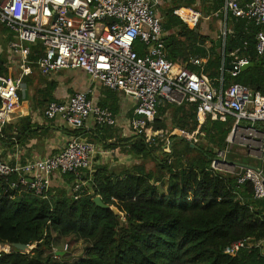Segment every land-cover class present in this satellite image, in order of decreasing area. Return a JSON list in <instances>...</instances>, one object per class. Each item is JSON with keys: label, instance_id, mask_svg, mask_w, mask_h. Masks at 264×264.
I'll list each match as a JSON object with an SVG mask.
<instances>
[{"label": "trees", "instance_id": "trees-1", "mask_svg": "<svg viewBox=\"0 0 264 264\" xmlns=\"http://www.w3.org/2000/svg\"><path fill=\"white\" fill-rule=\"evenodd\" d=\"M181 8L191 7L175 3L160 9L166 58L202 74L217 89L239 84L264 95V58L255 53V36L263 28L228 15L226 26L232 34H226L223 43L219 40V48L198 26L190 29L174 14ZM244 42L248 47L243 54L253 66L232 77L222 68L223 56L229 58ZM30 50V67L34 70L42 48L37 44ZM135 50L143 55L142 48ZM192 59L204 61L202 70L191 64ZM6 74L3 52L0 77ZM25 84L35 87L34 108L43 110L56 102V82L48 81L41 88L40 79L32 75ZM166 114L169 117L165 118ZM166 119L172 130L193 132L197 125L195 106L187 102L181 107L160 104L149 126L153 131L167 130ZM30 122L25 117L8 128L28 133ZM233 123V118L224 123L206 119L200 128L203 137H198L193 147L171 137L170 148L161 149V144L154 149L144 136H136L131 152L142 164L118 176L93 174L76 199L65 190L50 192L47 199H41L20 186L10 188L14 177L0 178V244H35L29 253L14 249L0 252V264H264L263 246L224 254V249L238 240L264 241V201L253 199L249 182L238 185L235 176L210 169L215 151L224 148ZM147 161L153 168L146 169ZM97 196L109 209L93 203ZM58 239H68L70 244L81 241L84 255L69 262L68 253L53 259L51 251ZM7 250L0 247V251Z\"/></svg>", "mask_w": 264, "mask_h": 264}, {"label": "built area", "instance_id": "built-area-1", "mask_svg": "<svg viewBox=\"0 0 264 264\" xmlns=\"http://www.w3.org/2000/svg\"><path fill=\"white\" fill-rule=\"evenodd\" d=\"M161 2L0 0V25L14 38L6 47L7 74L0 77V131L11 122L19 105L23 79L31 73L30 48L40 44L42 54L34 65L42 77L78 70L101 87L132 99L135 107L127 125L135 136H144L146 143L163 134L161 131L151 133L149 126L161 103L181 107L187 102L195 106V131L174 129L166 141L174 137L193 146L198 137H203L200 128L206 119L224 123L233 118L225 146L215 151L210 169L221 175L235 176L238 185L249 182L253 199L264 201V95L239 84L217 89L202 74L170 62L166 58L165 32L158 13ZM222 10L225 15L246 23L254 22L263 28L255 36V53L264 58V0H224ZM174 14L185 23L192 21L193 27L200 18L196 12L189 19H184L178 11ZM137 47L142 48V56L137 54ZM247 47L248 43L244 42L241 48L229 54V58L223 56L224 70L226 60L234 66L233 71L226 70L232 77L249 64V59L243 54ZM190 62L202 70L204 61L192 59ZM14 66L21 71L20 75L14 76ZM43 115L48 120L61 119L73 131L84 129L90 119L95 128H114L118 123L109 109L94 103L84 92L75 93L64 102L49 103ZM239 133H242L239 139L248 142L256 152L254 158L258 163L250 166L254 169L227 164ZM95 154L93 143L72 135L57 155L12 165L0 159V178L8 180L14 177L10 188L20 186L36 197L47 199L53 174L78 177L90 169ZM83 187V183L76 181L69 193L76 199ZM119 215L124 221V214ZM261 244V241L252 242L250 239L238 240L227 246L224 254L233 255ZM60 253H68V246L52 248L53 259L63 255Z\"/></svg>", "mask_w": 264, "mask_h": 264}, {"label": "crops", "instance_id": "crops-1", "mask_svg": "<svg viewBox=\"0 0 264 264\" xmlns=\"http://www.w3.org/2000/svg\"><path fill=\"white\" fill-rule=\"evenodd\" d=\"M179 3L188 4L191 7L189 9L181 8L185 11L184 16L179 14L181 9L176 10L184 19L191 18L193 12L200 14L196 26H198L203 35L208 36L215 43L218 42L219 48V40L223 43L226 34H232V31L226 26L228 15H225L222 10L224 0H181ZM211 20L216 23L215 28L212 27V29H210L209 23H207V21ZM222 24L225 28L224 37H219L217 30ZM187 25L190 29L195 27H193L192 21L187 22ZM11 41L9 40V42ZM209 46L210 44L207 43L206 47ZM221 49L223 51V46ZM5 58L6 65H8L7 53H5ZM13 71L17 73L14 76H18L21 73L17 66L13 67ZM31 73L23 81L26 82L29 77L31 78L33 75ZM59 73H62V71ZM67 76H69L67 78H73L71 81L66 82L69 83L67 88L70 89L72 87L75 90L74 94L78 92L87 93V97L94 103L102 108L109 109L118 121L116 127L95 128L94 123L90 119L84 129L73 131L61 119L48 120L43 115L44 109L34 108L33 106L34 85L32 84V86L27 87L25 84L30 99L29 101H25L22 97V91L20 92L19 105L12 116L13 120L8 125L15 126L20 119L29 117L32 129L28 133L21 134L16 130L9 129L7 125L0 131V159L11 165L15 163L24 164L36 158L57 155L64 149L72 135H77L95 145L96 154L91 160V166L88 171L81 172L78 177H74V175L65 177L56 173L50 177V191L52 194L56 190H65L69 193L71 185L76 181L81 184L83 183L87 187L93 174L118 176L135 165L142 164L141 159L131 152V145L137 137L127 125L128 120L133 117L132 113L135 102L132 99L125 98L117 91L101 87L81 71H71L70 75ZM54 82L57 83L58 79ZM57 90L58 84L54 92L56 102H64L67 99L66 95L58 94ZM165 145L170 147L171 142L166 141V143H163L161 149H165ZM72 177L75 178L73 181L70 180ZM261 246L264 247V241Z\"/></svg>", "mask_w": 264, "mask_h": 264}, {"label": "rangeland", "instance_id": "rangeland-1", "mask_svg": "<svg viewBox=\"0 0 264 264\" xmlns=\"http://www.w3.org/2000/svg\"><path fill=\"white\" fill-rule=\"evenodd\" d=\"M161 8H171L172 6H174L175 3H179L181 0H161ZM160 8V9H161ZM160 9L158 10V13L160 14ZM180 15L184 16L185 15V11H183L182 9L179 12ZM202 22V21H200ZM199 22V23H200ZM207 23H209V27L210 29H212V27L215 28V21H207ZM3 26L0 25V49L1 54L4 52L6 53V47H7V43L9 42L8 36L12 35L11 32H9L6 28V32L3 31L2 29ZM224 32H225V28L224 25L222 24L218 30H217V34L219 35V37H224ZM12 41H14V38L12 36ZM17 71V70H16ZM31 72H33V75L37 76L40 79V85L41 87H43L44 85H46V83L48 81H55L58 79V90L57 93L58 94H62L63 96L66 95V98L70 97L71 95L74 94L75 90L71 87L70 89L67 88V86L69 85V80L71 81V79L73 78H67L70 75L71 71H62V73L59 74H54L49 78L46 77H42L41 75L38 74V72L36 71V69L32 70ZM13 74H17L16 72ZM32 77V76H31ZM67 78V79H66ZM21 91H22V97L25 101H29V94L27 92V88L25 83L22 82L21 85ZM165 116V115H164ZM163 116V117H164ZM168 116L166 115L165 118H167ZM167 120V130L161 131L163 134L161 136H158L156 138H154L152 141H150L152 147L154 149H157L161 144L166 143V139L168 134L170 133V131L172 130L171 128V124L170 121L168 119ZM151 133H153V130L151 131ZM239 136H242V133L238 134V137L236 138V144L233 146L231 153L228 155V160L233 161V162H237V163H241L244 165H248V166H255L257 165V160L256 158H254V156L256 155V152L253 150L254 148H250V145H248V142H243L239 139ZM146 139V138H145ZM253 145V144H251ZM146 165V169H150L153 168V165L150 161L145 162ZM264 170V169H263ZM160 191H165V189L160 188ZM64 245L68 246V257L66 258V260L69 261H74L75 259H78L80 257H82L84 255V249H85V245L79 241L76 244H70V241L68 239H58L55 242V247L57 249H62ZM2 247V246H0Z\"/></svg>", "mask_w": 264, "mask_h": 264}, {"label": "water", "instance_id": "water-1", "mask_svg": "<svg viewBox=\"0 0 264 264\" xmlns=\"http://www.w3.org/2000/svg\"><path fill=\"white\" fill-rule=\"evenodd\" d=\"M216 45H217V47H219V43H218V42H216ZM252 66H253V64L249 63L248 65L241 67L240 71H243V70H245L246 68H248V67H252ZM225 69H226L227 71H233V69H234V66H233L232 64L229 63V60H226V62H225ZM192 147H193V146H192ZM227 164H228L229 166H232V167H239V168H253V167H250V166H247V165H244V164H240V163H236V162H233V161H227ZM253 169H254V168H253ZM93 203H94L96 206L100 207V208L109 209L108 206H106V205H104V204L102 203L100 197H98V196L95 197V198L93 199ZM111 210L113 211V213H114L115 215H117V210H116L115 208H111ZM0 246H2V247H7V249H8L7 251H0V252H4V253H9L11 249H14V250H16V251H19V252H21V253H29L32 249L35 248V244L32 245V246L22 245V244H4V245H1V244H0ZM60 254H63V253H60Z\"/></svg>", "mask_w": 264, "mask_h": 264}, {"label": "bare ground", "instance_id": "bare-ground-1", "mask_svg": "<svg viewBox=\"0 0 264 264\" xmlns=\"http://www.w3.org/2000/svg\"><path fill=\"white\" fill-rule=\"evenodd\" d=\"M13 116V115H12ZM11 119H13V118H11Z\"/></svg>", "mask_w": 264, "mask_h": 264}]
</instances>
